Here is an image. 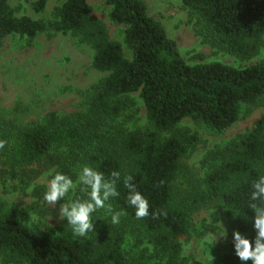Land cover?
Returning <instances> with one entry per match:
<instances>
[{
  "label": "trees",
  "instance_id": "1",
  "mask_svg": "<svg viewBox=\"0 0 264 264\" xmlns=\"http://www.w3.org/2000/svg\"><path fill=\"white\" fill-rule=\"evenodd\" d=\"M180 1L202 42L240 59L259 52L264 42V0ZM104 3L109 6L108 19L122 27V41L109 37L86 0L63 1L49 21L16 15L7 0H0V41L14 34L31 40L41 32L69 33L91 47V66L103 73L80 111H49L40 121L19 124L0 110V140L5 142L0 160L11 178L36 177L51 166L73 180L82 165L106 178L118 171L120 196L111 201L113 208L126 212L125 224L143 231L151 250L135 256L119 229L107 221L96 223L87 238L73 239L66 222L55 231L36 233L0 212V254L5 261L188 264L179 256V238L186 234L193 210L214 200L230 214L241 210L247 221L254 215L248 208L253 203L249 193L251 182L264 174V110L246 131L207 151L201 180L191 182L187 177L184 187L175 181L181 160L196 139L182 121L190 118L221 132L248 114L264 95V58L246 66L217 60L188 63L161 22L148 13L144 0ZM43 5L39 0L36 8ZM140 104L145 110L143 126L126 129L116 123ZM128 175L149 202L150 215L142 219L135 218L126 203L122 181ZM76 195L85 194L78 190ZM253 236L254 232L249 239Z\"/></svg>",
  "mask_w": 264,
  "mask_h": 264
},
{
  "label": "rangeland",
  "instance_id": "2",
  "mask_svg": "<svg viewBox=\"0 0 264 264\" xmlns=\"http://www.w3.org/2000/svg\"><path fill=\"white\" fill-rule=\"evenodd\" d=\"M7 1L14 8L16 15L25 14L49 21L53 18L54 8L65 0H44L40 10L36 8L39 0ZM144 1L148 13L161 22L167 35L176 41L188 63L217 60L232 66H246L264 58V42L259 52L249 59H240L202 42L194 32L189 10L180 0ZM86 2L93 17L104 23L109 37L122 41V27L108 19L109 6L104 0ZM125 53L128 55L127 50ZM91 59V47L77 41L69 33L41 32L31 40L16 34L6 36L0 41V110L6 117L24 124L40 121L49 111L71 113L84 109L92 93V86L103 75L91 66ZM263 110L264 95L248 114L240 115L230 127L221 132L210 130L202 123L185 118L181 125L187 126L190 135H194L196 139L181 160L175 183L184 187L187 177L191 182L201 180L206 171L202 161L207 151L214 145L246 131ZM145 121V110L140 104L136 112L117 119L116 123L130 129L143 126ZM0 169V212L12 215L36 233L57 230L62 222L58 221L59 202L55 207L44 206L42 203L43 192L51 178L49 174L56 172L55 167L51 166L36 177L24 174L25 176L20 178L9 176L3 160H0ZM94 218L100 219L94 225L102 224L103 221L109 223L103 211L98 212ZM124 220L122 217L120 224L113 226L123 234L127 250H134L135 256L140 255L143 250L149 252L151 248L145 233L136 231L133 225L125 224L127 222ZM219 223L226 229L227 235L223 238L217 237L215 243L214 240L209 243L207 238L220 230ZM233 230L240 231L248 238L254 232L251 220L241 222L237 217L233 218L220 201L207 202L190 214L187 232L179 238L180 258L188 264H222L225 261L241 264L232 248ZM144 246L148 247V250ZM146 255L149 257V253ZM5 259L0 254V264H15Z\"/></svg>",
  "mask_w": 264,
  "mask_h": 264
},
{
  "label": "clouds",
  "instance_id": "3",
  "mask_svg": "<svg viewBox=\"0 0 264 264\" xmlns=\"http://www.w3.org/2000/svg\"><path fill=\"white\" fill-rule=\"evenodd\" d=\"M5 142L0 140V149ZM46 190L42 195L44 206L55 207L59 202L58 221L66 222L73 239L87 238L89 233L95 232V215L103 211L111 225H118L126 212L113 208V201L120 196L118 183L121 182V174L112 171L109 178L95 168L83 165L76 175V179L63 172L50 173ZM131 175L123 177V186L127 190L126 203L134 210L135 218L142 219L150 215L147 198L137 190L132 182ZM83 192V197L76 195L77 191ZM250 200L253 202L249 209L254 213L251 218V226L254 236L249 239L238 230L232 232V248L234 255L241 264H264V174L259 175L250 184ZM233 218L248 217L241 210H230ZM155 215V213H153ZM102 221V220H101ZM50 227L52 225L48 224ZM218 231L207 239L209 243L227 235L226 229L219 223Z\"/></svg>",
  "mask_w": 264,
  "mask_h": 264
}]
</instances>
